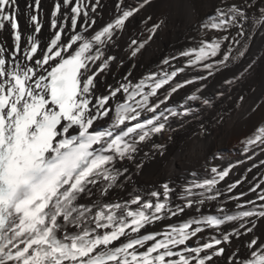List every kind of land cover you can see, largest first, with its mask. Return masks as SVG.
I'll return each mask as SVG.
<instances>
[{
  "label": "bare ground",
  "instance_id": "bare-ground-1",
  "mask_svg": "<svg viewBox=\"0 0 264 264\" xmlns=\"http://www.w3.org/2000/svg\"><path fill=\"white\" fill-rule=\"evenodd\" d=\"M196 6L0 0V264H264V14L205 39ZM73 55L66 117L48 80ZM88 129L94 166L11 194Z\"/></svg>",
  "mask_w": 264,
  "mask_h": 264
},
{
  "label": "rangeland",
  "instance_id": "rangeland-1",
  "mask_svg": "<svg viewBox=\"0 0 264 264\" xmlns=\"http://www.w3.org/2000/svg\"><path fill=\"white\" fill-rule=\"evenodd\" d=\"M197 2V12L194 14L197 21V28L205 39H212L213 35L218 37H224L228 34H236L240 32L239 24H222L220 28L222 31L209 32L211 19H223L226 18L230 21L233 15L241 14L244 17L249 15H262L264 14V0H195ZM207 18V19H206ZM209 27V28H208ZM213 31V30H212ZM252 28H243V39L250 36ZM247 36V37H246ZM190 64L187 67L190 69ZM91 133L92 129H88ZM189 246H193L192 243Z\"/></svg>",
  "mask_w": 264,
  "mask_h": 264
}]
</instances>
